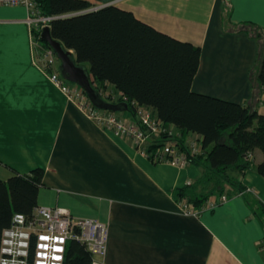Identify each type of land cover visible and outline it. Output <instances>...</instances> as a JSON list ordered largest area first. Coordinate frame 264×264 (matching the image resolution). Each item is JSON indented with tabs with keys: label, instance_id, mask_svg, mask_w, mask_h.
<instances>
[{
	"label": "crops",
	"instance_id": "1",
	"mask_svg": "<svg viewBox=\"0 0 264 264\" xmlns=\"http://www.w3.org/2000/svg\"><path fill=\"white\" fill-rule=\"evenodd\" d=\"M90 1L199 46L192 91L264 114V87L256 93L264 35L243 30L264 29V0ZM26 18L22 6L0 7V178L44 169L38 206L106 224L104 264H264V177L256 168L234 175L254 193L184 215L175 191L204 169L153 162L89 120L36 63ZM106 91L120 93L110 84ZM252 158L257 165L263 155L255 150Z\"/></svg>",
	"mask_w": 264,
	"mask_h": 264
},
{
	"label": "trees",
	"instance_id": "2",
	"mask_svg": "<svg viewBox=\"0 0 264 264\" xmlns=\"http://www.w3.org/2000/svg\"><path fill=\"white\" fill-rule=\"evenodd\" d=\"M37 1L44 14L56 17L51 23L52 37L73 51L76 64L89 66L93 86L106 101L120 103L106 98L110 84L128 99L131 116L134 108L130 103L135 102L173 125L183 140L191 135L202 138L204 155L192 163L204 169L203 175L175 191L178 202L186 199L191 208L200 209L211 197L245 195L247 188L234 175L252 167L264 177V114L256 105L192 91L200 65L199 46L162 33L114 5L94 8L90 0ZM249 24L243 30L258 40L263 38L264 29ZM36 37L50 47L38 33ZM263 87L264 54L259 61L256 93ZM255 150L263 155L257 165L252 158ZM44 174V169L37 168L14 173L7 180L0 178V244L2 232L15 214L32 216ZM34 250L32 243L30 261ZM92 262L85 245L68 242L64 264Z\"/></svg>",
	"mask_w": 264,
	"mask_h": 264
},
{
	"label": "built area",
	"instance_id": "3",
	"mask_svg": "<svg viewBox=\"0 0 264 264\" xmlns=\"http://www.w3.org/2000/svg\"><path fill=\"white\" fill-rule=\"evenodd\" d=\"M3 6H22L26 9L36 63L69 100L102 130L127 139L140 153L156 163L186 167L192 159L204 155L201 137L191 135L183 140L173 125H167L149 108L131 102L134 113L129 118L120 112L97 108L78 85L62 77L55 51L44 46L36 37L37 33L41 37L45 28L51 29L56 17L44 14L37 0H0V7ZM115 95L116 98L113 97ZM105 96L112 101L128 102L122 93H113L111 97L108 92ZM247 191L254 193L252 188H247ZM228 200L225 194L218 199L211 197L200 209L191 208L186 199L178 204L184 215L198 216ZM108 235V227L101 221L74 217L62 207L37 206L31 217L15 214L11 225L3 230L0 264H64L67 244L71 240L86 246L93 257L92 264H104L99 258L106 255ZM32 243L35 250L30 261Z\"/></svg>",
	"mask_w": 264,
	"mask_h": 264
},
{
	"label": "water",
	"instance_id": "4",
	"mask_svg": "<svg viewBox=\"0 0 264 264\" xmlns=\"http://www.w3.org/2000/svg\"><path fill=\"white\" fill-rule=\"evenodd\" d=\"M41 40L47 43L56 53L59 61V72L62 77L73 84L78 85L88 96L90 101L101 110H110L113 112H127L128 104L124 101L120 103H111L106 101L93 86L89 69L86 65H78L75 62L72 51L51 35V30L47 27L41 34Z\"/></svg>",
	"mask_w": 264,
	"mask_h": 264
},
{
	"label": "rangeland",
	"instance_id": "5",
	"mask_svg": "<svg viewBox=\"0 0 264 264\" xmlns=\"http://www.w3.org/2000/svg\"><path fill=\"white\" fill-rule=\"evenodd\" d=\"M60 65V64H59ZM111 97L113 96V93H110ZM117 95L113 96L114 98H116Z\"/></svg>",
	"mask_w": 264,
	"mask_h": 264
}]
</instances>
